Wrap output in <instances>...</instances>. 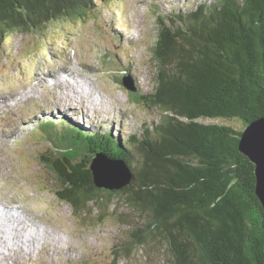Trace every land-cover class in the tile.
I'll list each match as a JSON object with an SVG mask.
<instances>
[{
  "label": "trees",
  "instance_id": "obj_1",
  "mask_svg": "<svg viewBox=\"0 0 264 264\" xmlns=\"http://www.w3.org/2000/svg\"><path fill=\"white\" fill-rule=\"evenodd\" d=\"M95 8L96 0H0V41L81 21ZM149 51L153 88L131 92L159 110L157 121L128 135L67 119L38 122L53 149L39 159L55 196L76 217L92 204L109 209L114 198L142 216L116 240V258L158 241L167 264H264L263 209L253 164L238 149L241 131L199 121L238 118L245 126L264 115V0H203L157 13ZM95 152L122 159L130 182L94 186L88 163Z\"/></svg>",
  "mask_w": 264,
  "mask_h": 264
},
{
  "label": "rangeland",
  "instance_id": "obj_2",
  "mask_svg": "<svg viewBox=\"0 0 264 264\" xmlns=\"http://www.w3.org/2000/svg\"><path fill=\"white\" fill-rule=\"evenodd\" d=\"M200 1L96 0L94 13L81 21L59 20L43 33L16 31L2 38L0 264H167L158 241L127 257L112 254L130 223L143 219L121 200L114 198L109 209L92 204L86 216H73L40 163L53 149L37 126L46 118L67 119L84 130L102 125L128 135L157 121L159 110L137 103L121 78L136 85L133 92L151 91L156 14L188 10ZM78 92H84L81 100ZM199 121L244 128L238 118Z\"/></svg>",
  "mask_w": 264,
  "mask_h": 264
},
{
  "label": "water",
  "instance_id": "obj_3",
  "mask_svg": "<svg viewBox=\"0 0 264 264\" xmlns=\"http://www.w3.org/2000/svg\"><path fill=\"white\" fill-rule=\"evenodd\" d=\"M121 83L126 89L135 90L124 77L121 78ZM238 149L253 164L254 193L264 215V115L244 126L239 135ZM88 169L92 184L96 187L118 189L131 180L130 169L122 159L110 158L100 152H95L90 158Z\"/></svg>",
  "mask_w": 264,
  "mask_h": 264
},
{
  "label": "bare ground",
  "instance_id": "obj_4",
  "mask_svg": "<svg viewBox=\"0 0 264 264\" xmlns=\"http://www.w3.org/2000/svg\"><path fill=\"white\" fill-rule=\"evenodd\" d=\"M45 75V74H44ZM84 92H78V94H77V100H81V98H82V95L81 94H83ZM72 99V98H71ZM78 106H80V105H78ZM3 207V209H9V205L8 204H1ZM1 209V208H0ZM2 209V210H3ZM1 211V210H0ZM5 211V210H4ZM7 212V211H6ZM8 213V212H7ZM19 236H21V235H19ZM22 238V237H21ZM26 239V238H25ZM29 240V239H28ZM52 241L54 242L55 240L54 239H52ZM26 243V242H25ZM4 244V243H3Z\"/></svg>",
  "mask_w": 264,
  "mask_h": 264
}]
</instances>
